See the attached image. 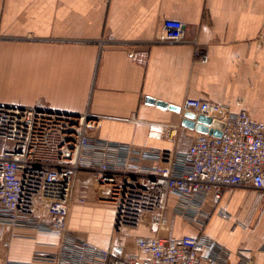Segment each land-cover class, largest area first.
<instances>
[{"label": "crops", "instance_id": "1", "mask_svg": "<svg viewBox=\"0 0 264 264\" xmlns=\"http://www.w3.org/2000/svg\"><path fill=\"white\" fill-rule=\"evenodd\" d=\"M164 20L184 25L183 42L153 41ZM186 99L245 109L264 123V0H0V103L88 111L99 118L97 139L173 154L197 131L156 102L181 108ZM150 125L163 128L159 138ZM107 192L79 175L67 228L113 256L135 253L134 239L153 232L144 223L117 234ZM263 199L249 187L226 189L203 206L199 228L173 214V197L168 230L155 234L202 232L226 249L229 264L240 253L264 264ZM8 241L0 264H49L34 252L55 238L18 228Z\"/></svg>", "mask_w": 264, "mask_h": 264}, {"label": "built area", "instance_id": "2", "mask_svg": "<svg viewBox=\"0 0 264 264\" xmlns=\"http://www.w3.org/2000/svg\"><path fill=\"white\" fill-rule=\"evenodd\" d=\"M183 28L179 21L164 20L153 41L181 43ZM180 110L222 122V128L209 127L219 135L197 133L185 151L173 154L139 150L97 139L99 118L88 111L0 103V255L19 228L55 238L34 252V259L49 264H229L226 249L202 232L177 238L155 233L168 230L173 197V214L201 228L207 218L203 206L216 203L224 190L264 192V123L245 109L233 113L205 100L186 99ZM162 130L150 125L149 136L159 138ZM79 175L108 189L117 234L148 224L153 233L134 239L135 253L113 256L68 230ZM238 256L236 264H253L250 256ZM4 264L16 263L5 258Z\"/></svg>", "mask_w": 264, "mask_h": 264}, {"label": "water", "instance_id": "3", "mask_svg": "<svg viewBox=\"0 0 264 264\" xmlns=\"http://www.w3.org/2000/svg\"><path fill=\"white\" fill-rule=\"evenodd\" d=\"M148 103H153L152 99L146 100ZM156 104L162 108H166L172 111H175L177 113H181L182 119H181V126L189 129H194L197 131V133H208L212 134L214 136L219 135L218 130L210 129L209 127H215V128H222L223 123L218 120H213L211 118H208L203 115H197L194 112L191 111H181L180 108L176 106H167L166 104L162 102H156ZM77 114V113H75Z\"/></svg>", "mask_w": 264, "mask_h": 264}, {"label": "rangeland", "instance_id": "4", "mask_svg": "<svg viewBox=\"0 0 264 264\" xmlns=\"http://www.w3.org/2000/svg\"><path fill=\"white\" fill-rule=\"evenodd\" d=\"M75 187H76V183H75L74 189H75ZM74 189H73V193H74ZM72 199H74V195H73ZM72 203H75V200H73V201L71 202V205H72ZM70 207H71V206H70ZM106 207H110V206H106ZM70 212H71V209H69V213H70ZM102 216H104V213L102 214ZM136 229H138V227H137Z\"/></svg>", "mask_w": 264, "mask_h": 264}]
</instances>
